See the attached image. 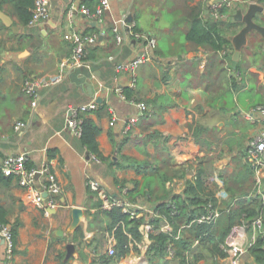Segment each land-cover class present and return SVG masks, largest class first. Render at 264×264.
<instances>
[{
  "label": "crops",
  "instance_id": "1",
  "mask_svg": "<svg viewBox=\"0 0 264 264\" xmlns=\"http://www.w3.org/2000/svg\"><path fill=\"white\" fill-rule=\"evenodd\" d=\"M211 1L108 0L103 21L97 23L85 18L79 6L95 8L100 0H50V17L30 25L19 14L15 0H0V162L7 154L21 152L26 154L29 167L48 161L62 186L52 207L46 203L37 206L26 187L0 170V209L15 230L9 259L0 233V264H152L146 254L152 241L150 233L173 228L157 204L165 201L174 213L169 195L184 194L188 182L196 179L201 159L208 168L207 189L219 199L228 196L224 179L237 166L235 140L247 146L248 137L256 131L245 111L264 102L242 108L231 103L225 94L247 87L250 82L264 87V36L257 31L260 40L256 58L249 60L247 54L241 63L242 71H236L227 57L233 60L232 37L245 22L236 20L235 14L238 8L245 14L249 3L235 2L237 6L233 3L225 9V18L214 19L209 8ZM251 2L262 6L263 10L256 11L253 20L264 25V0ZM72 7L74 10L70 12ZM165 8L175 15L168 18L165 27H157V14H162ZM139 11L153 14L148 25L138 17ZM213 19L218 21L220 34L229 41L222 49H215L208 42L199 43L187 35L199 20L208 25ZM129 25L155 36L157 42L149 48V60L134 70H117L119 62L132 59L145 49L144 42L134 37L117 42L114 27L124 31ZM74 31H99V40L89 45L86 53L91 70L86 82L91 85L92 94L85 85L73 81L65 68L72 54V43L63 34ZM247 44L248 41L240 48L238 59ZM60 71H66L62 79L39 85L37 102L32 104V97L22 89L24 78L49 80ZM230 75L238 81L243 77L244 85L232 88ZM125 88L131 98H122L119 89L124 92ZM158 95L175 104L158 113L152 101ZM92 101L96 107L80 110L79 114L90 117L99 126L97 140L104 159L92 157L80 136L66 126L70 106L79 107ZM140 101L147 106L145 112H140L137 105ZM239 111L243 119L238 118ZM112 118L114 122L110 123ZM18 120L26 124L16 129ZM198 124L209 128L200 136L210 139V144L196 141L194 128ZM152 129L159 134L144 141ZM243 159L249 162L246 156ZM250 164L257 181L255 191L264 196V155L262 164L257 167ZM156 166L170 173L162 186ZM92 178L100 181L109 197L120 202L116 205L122 211L130 217L142 218L137 228L140 239L130 233V250L119 258L115 257L116 251L109 252L110 246L116 244L115 228L105 212L111 206L89 188L88 181ZM35 185L40 186L39 179ZM73 206L80 207L84 214L78 227L71 230ZM129 211H135V215ZM147 223L151 224L148 231ZM185 224L177 230L178 237L186 233ZM236 228L248 249L256 241L258 230L253 226L248 232L244 222ZM69 241L75 244V249L66 257ZM198 246L199 241L194 240L192 252L201 253L202 245ZM247 249L241 255L242 264L254 263ZM189 257L194 258L191 254ZM203 257L197 256L193 264H203ZM166 259L168 263L176 259L179 264L177 255ZM212 260L217 264L228 261L218 254Z\"/></svg>",
  "mask_w": 264,
  "mask_h": 264
},
{
  "label": "trees",
  "instance_id": "2",
  "mask_svg": "<svg viewBox=\"0 0 264 264\" xmlns=\"http://www.w3.org/2000/svg\"><path fill=\"white\" fill-rule=\"evenodd\" d=\"M14 3L21 17L24 18L25 23H28L32 13L31 9L29 10L28 7L31 5L30 8H32L33 0H15ZM187 35L199 43L208 42L215 49H222L225 47L224 45L229 42L220 34L218 21L214 19L210 20L208 25H204L199 20L192 25ZM229 58L231 59V56ZM235 67L236 71H242V67L239 65ZM243 85V77L241 81H238L233 75H230V86L232 88L238 89ZM123 91L127 98H131L128 88H125ZM152 101L158 107V113H162L165 108L175 104L165 99L162 95L156 96ZM80 117L82 118V130L80 134L82 144L90 154H93L96 158L104 159L97 140V134L100 131L99 126L88 116L82 114ZM162 120V116H160L158 121L161 122ZM208 129L207 126L202 124H198L194 128L196 141L201 145L204 143H211L210 139L206 136H200ZM158 134V130L152 129L147 132L143 140L154 139ZM235 142L238 143L236 145L237 152L236 155H234L237 166L234 168V173L229 174L224 179L225 190L228 193L227 197L219 199L212 193L213 191H211V189H207L205 177L208 173V168L203 162V159H201L197 167L196 179L188 182L184 194L176 193L174 195H169L174 205V213H172L173 207L168 206L165 201L162 200L157 204L158 209L164 212L173 225V228L170 231L160 230L156 233H150L152 241L147 248L146 254L152 264H168L165 253L167 244L170 240L174 241L175 254L179 257V264H193V260L197 259V256H202V251H200L202 254L192 252L194 240H198L199 246L202 245V248L205 246L209 248L212 256L218 254L221 257H226L227 250L219 244L220 242H225L227 235L234 226L243 224L244 222L248 232H251L252 227L254 226L255 228L254 221L256 218L261 217L262 222H264V196L255 191V181L253 179L254 169L250 161L247 162L243 159L246 155L247 146L239 139H236ZM207 147H209V145H207ZM157 171H160V174H158V176H160L159 184L162 186L168 177L167 175H170V173L169 171L160 170V168H157ZM160 196L162 197L163 194ZM209 204L218 209V215L211 220L196 222L194 219L207 212ZM105 212L110 216V225L115 228V257L119 258L130 250L129 242L132 239L129 235L130 233L134 238L140 239L141 233L137 228L142 218L130 217L127 212L122 211L121 206L117 205L111 206L106 209ZM3 214V209H0V223H6ZM154 219L158 222L157 217ZM182 223H186L185 225L188 227L186 233L177 238L174 234L177 235V230ZM12 231L13 235H15V230L13 228ZM247 250L253 256L254 263L246 262L245 264H264V238L261 234L257 236L256 241ZM190 254L194 257L193 259H190Z\"/></svg>",
  "mask_w": 264,
  "mask_h": 264
},
{
  "label": "built area",
  "instance_id": "3",
  "mask_svg": "<svg viewBox=\"0 0 264 264\" xmlns=\"http://www.w3.org/2000/svg\"><path fill=\"white\" fill-rule=\"evenodd\" d=\"M247 2L251 0H212L210 3V12L214 19H223L227 16L225 9L232 7L235 2ZM109 7L108 0H100L95 8H89L82 4L79 6L82 15L88 20H94L97 23L103 21L104 12ZM74 10V7L70 9V12ZM31 17L28 24L35 25L39 22H43L50 17L51 6L50 0H33V6L31 8ZM114 35L117 42H122L124 39L134 37L135 39L144 42L145 49L137 54L132 59L119 62L116 65L117 70H134L140 63L147 61L151 58L149 48H153L156 45L155 36L142 31L135 30L129 25L124 31H120L117 26L114 27ZM64 38L68 39L72 43V54L69 60L65 62V68L68 73L74 70L76 67L88 66L86 63L87 48L91 44L97 43L99 40V31H92L91 33L82 32H66L63 34ZM66 71H60V73L54 75L49 80H40L37 78L26 77L22 82V89L26 94L32 97V104L37 102V90L39 85L50 84L59 81L65 75ZM135 80V79H134ZM133 80V81H134ZM122 98H126L125 94L119 89ZM140 112L146 111V104L143 101L137 103ZM96 107V102L92 101L89 104H82L79 107L70 106L69 114L66 118L67 128L74 134L80 136L82 126V118L79 115L80 110H88ZM245 117L256 125V131L252 136L248 137L246 158L253 164L258 166L262 164V156L264 155V104H256L251 106L245 111ZM115 118H112L110 123L114 122ZM26 123L22 120H18L15 123V128L19 129ZM128 128V126H127ZM126 128V129H127ZM92 157L96 158L93 154ZM97 159V158H96ZM0 170L6 176L15 177L21 186L28 189L31 194L32 201L37 206H42L46 203L47 207H52L55 203V196L59 194L62 189L55 172L52 169V165L46 161L42 162L39 166L29 167L26 165V154L10 153L5 155L0 162ZM40 180V186L36 187L35 181ZM88 186L91 190L95 191L108 206L120 204V202L108 196L105 188L102 186L99 180L92 178L88 181ZM131 215H135V211H129ZM219 213L217 208L212 207L209 204L208 211L197 216L194 220L201 222L203 220H211ZM255 229L258 230L264 238V222L262 218L258 217L254 221ZM146 230H150L151 224L147 223ZM165 228V227H164ZM168 230V229H164ZM231 233L227 235L224 243H220L221 247L227 250V262L226 264H242L241 255L247 249L244 241L238 236V229L236 226L231 229ZM0 233L6 242L5 254L6 258H10L13 253V231L12 226L9 223H0ZM178 237V235H175ZM114 244L109 248L110 253H114ZM174 241L168 242L166 247V258H173L175 256Z\"/></svg>",
  "mask_w": 264,
  "mask_h": 264
},
{
  "label": "rangeland",
  "instance_id": "4",
  "mask_svg": "<svg viewBox=\"0 0 264 264\" xmlns=\"http://www.w3.org/2000/svg\"><path fill=\"white\" fill-rule=\"evenodd\" d=\"M159 17L156 19L160 25H158V22H156L157 27L160 26L161 28L165 27V25H167V20L168 18L171 19L172 16L175 15V13H173V11H169L167 10V8H165V11H163V13H158L157 14ZM164 16V17H162ZM138 17L141 19V21L145 24L148 25L150 23V21H152V17L153 14L149 13V12H143V11H139L138 12ZM141 22V23H142ZM159 31V30H158ZM157 31V33H158ZM248 44L245 48H242V57H240L238 60H232L229 57H227V60L229 61V64L231 66H240L242 67L243 65V59H245L247 54H248V59L252 60L253 56L256 58V46L258 44V41L260 40V36L259 33L257 31H251L248 33ZM245 53V54H244ZM257 58H261L260 56H258ZM248 61L245 62V64ZM242 63V65H241ZM225 97L233 104H238L240 105V107L245 108L247 107L249 104H253V103H257V102H264V87H260L257 86L256 83L254 82H250L249 85L247 87H242L236 91L230 92L227 91L225 94ZM238 118H242V112L239 111L238 112ZM245 120V119H244ZM255 173V172H254ZM255 183H254V187H257V181L255 180V178H253ZM263 181H264V177H263ZM201 251L203 252L204 257L202 258L203 264H214L213 260H212V254L209 250V248H207L206 246L201 248ZM220 261V259H219ZM221 263L223 264V262L221 261ZM168 264H178V260H171V262H169Z\"/></svg>",
  "mask_w": 264,
  "mask_h": 264
},
{
  "label": "water",
  "instance_id": "5",
  "mask_svg": "<svg viewBox=\"0 0 264 264\" xmlns=\"http://www.w3.org/2000/svg\"><path fill=\"white\" fill-rule=\"evenodd\" d=\"M234 6H237L235 3ZM263 10L262 6L256 2H251L248 4L246 13L243 14L241 9L238 8L235 14L236 20H243L245 24L240 28V30L232 37V42L234 46L233 59H238L240 48L245 45L248 41L247 34L255 29L258 31L261 36H264V25L253 20V16L256 11ZM91 76V70L88 66L76 67L70 72V78L80 85H85L86 89L92 94V88L89 83L86 82V79ZM84 212L80 207H72V221L70 224L71 230H74L78 227L80 219L83 216ZM75 249V244L72 241L67 242L66 244V257H69L73 254Z\"/></svg>",
  "mask_w": 264,
  "mask_h": 264
}]
</instances>
